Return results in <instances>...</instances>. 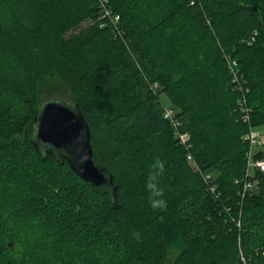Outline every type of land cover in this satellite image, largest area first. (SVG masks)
<instances>
[{
	"label": "trees",
	"instance_id": "obj_1",
	"mask_svg": "<svg viewBox=\"0 0 264 264\" xmlns=\"http://www.w3.org/2000/svg\"><path fill=\"white\" fill-rule=\"evenodd\" d=\"M50 79L67 94L44 95ZM44 98L79 104L114 197L38 152ZM261 126L264 0H0V264H264L244 138ZM157 159L163 210L145 188Z\"/></svg>",
	"mask_w": 264,
	"mask_h": 264
},
{
	"label": "water",
	"instance_id": "obj_2",
	"mask_svg": "<svg viewBox=\"0 0 264 264\" xmlns=\"http://www.w3.org/2000/svg\"><path fill=\"white\" fill-rule=\"evenodd\" d=\"M32 141L40 153L66 160L84 180L110 190L114 197L113 174L93 160L91 130L79 104L66 98H44L33 119Z\"/></svg>",
	"mask_w": 264,
	"mask_h": 264
},
{
	"label": "built area",
	"instance_id": "obj_3",
	"mask_svg": "<svg viewBox=\"0 0 264 264\" xmlns=\"http://www.w3.org/2000/svg\"><path fill=\"white\" fill-rule=\"evenodd\" d=\"M240 105L242 110L246 113L244 119L249 121L248 109L245 107V100L240 101ZM163 117L168 119L174 124L175 127L178 126L179 119L176 116L175 110L171 106H166ZM176 135L181 139L182 142H187L189 139V135L187 132H181L179 129L175 131ZM245 139L248 140L250 149L247 153V173H253L256 170L263 171L264 170V157H256L255 154L259 151H255V147L264 146V132L262 129L258 127H250L249 132L245 135ZM187 159L189 161L193 160L192 154L189 152L187 154ZM253 187V183L250 180H246L244 182L243 191L250 189Z\"/></svg>",
	"mask_w": 264,
	"mask_h": 264
},
{
	"label": "clouds",
	"instance_id": "obj_4",
	"mask_svg": "<svg viewBox=\"0 0 264 264\" xmlns=\"http://www.w3.org/2000/svg\"><path fill=\"white\" fill-rule=\"evenodd\" d=\"M150 167L153 171L149 173L145 183L148 192V204L153 210H163L167 207V201L164 198L165 190L159 183V177L164 172V162L157 159Z\"/></svg>",
	"mask_w": 264,
	"mask_h": 264
},
{
	"label": "rangeland",
	"instance_id": "obj_5",
	"mask_svg": "<svg viewBox=\"0 0 264 264\" xmlns=\"http://www.w3.org/2000/svg\"><path fill=\"white\" fill-rule=\"evenodd\" d=\"M89 22L85 21L83 22L79 28H83L84 26H86ZM55 94V95H61V94H67V91L64 87V84L58 80V79H50L46 81V84L44 85L43 88V94ZM163 99L167 102V98L165 96H163ZM260 129L263 130L264 132V126L259 127ZM262 149L264 151V146L261 147H255L254 150L258 151Z\"/></svg>",
	"mask_w": 264,
	"mask_h": 264
}]
</instances>
